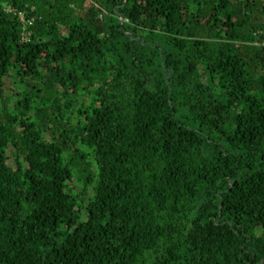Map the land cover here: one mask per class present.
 I'll return each mask as SVG.
<instances>
[{"label": "trees", "instance_id": "trees-1", "mask_svg": "<svg viewBox=\"0 0 264 264\" xmlns=\"http://www.w3.org/2000/svg\"><path fill=\"white\" fill-rule=\"evenodd\" d=\"M0 264H264V0H0Z\"/></svg>", "mask_w": 264, "mask_h": 264}]
</instances>
